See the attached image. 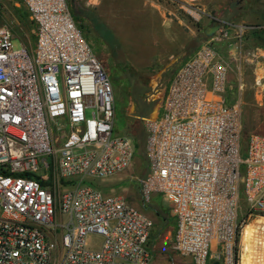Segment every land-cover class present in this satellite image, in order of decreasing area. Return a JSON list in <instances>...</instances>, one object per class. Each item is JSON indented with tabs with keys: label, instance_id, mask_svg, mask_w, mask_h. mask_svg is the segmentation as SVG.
<instances>
[{
	"label": "built area",
	"instance_id": "obj_1",
	"mask_svg": "<svg viewBox=\"0 0 264 264\" xmlns=\"http://www.w3.org/2000/svg\"><path fill=\"white\" fill-rule=\"evenodd\" d=\"M168 1L180 16L204 14L206 0ZM22 3L34 47L16 48L15 33L0 26V264H162L149 246L153 220L96 185L137 154L114 133L108 74L67 0ZM246 30L223 22L161 86L159 113L143 120L141 192L169 205L174 250L194 264H208L214 246L234 264L243 209L264 213V136L243 141L240 107L226 103L231 62L219 50L230 40L262 65L261 49H246Z\"/></svg>",
	"mask_w": 264,
	"mask_h": 264
},
{
	"label": "rangeland",
	"instance_id": "obj_2",
	"mask_svg": "<svg viewBox=\"0 0 264 264\" xmlns=\"http://www.w3.org/2000/svg\"><path fill=\"white\" fill-rule=\"evenodd\" d=\"M67 2L72 10L80 7L94 11L112 33L113 39L105 41L90 23L77 21L85 40L113 85L114 133L132 137L138 143L132 166L121 174L98 181L96 185L105 194L124 197L153 220L154 228L149 246L157 262L194 264L189 257L174 250L172 240L176 221L169 205L162 200L161 195L154 194L145 199L141 192L140 180L148 174L149 166L143 120L154 118L159 113L161 86L169 85L182 62L200 47L206 27L212 26L215 21L220 24L262 23L264 0H241L239 4L237 0H206L198 6L204 12L199 22L188 14H176L179 18L183 17L184 27L180 26L173 15V23L158 24L153 19V5L150 2L145 6L139 0ZM0 26H6L15 33L16 48L21 47L22 42L30 49L34 47L35 26L30 21L22 0H0ZM159 33L162 37L167 33L173 38V57L167 58L162 65L159 62L153 63V49H156L153 41ZM247 36L245 34L246 39ZM231 43L228 40L219 47L221 54L231 62L226 103L229 106L238 104L240 107L242 136L243 141H246L252 133L264 136V64L255 67L247 63L244 52L241 53L243 55H238ZM66 188L63 185L61 190ZM244 210L236 234L234 264H242L245 227L264 216V213L248 216ZM91 239L98 238L92 236ZM208 264H227L219 247L214 246Z\"/></svg>",
	"mask_w": 264,
	"mask_h": 264
},
{
	"label": "crops",
	"instance_id": "obj_3",
	"mask_svg": "<svg viewBox=\"0 0 264 264\" xmlns=\"http://www.w3.org/2000/svg\"><path fill=\"white\" fill-rule=\"evenodd\" d=\"M139 1L144 6L147 5V2H150L151 5H153V19L156 22H158V24L160 23V25H161L162 24L161 22L173 23L174 19L171 16V15H173L174 17H176V19H178V23L180 24V26L184 27V25H185L184 19H183V17L179 18L177 16V15H179L178 9L173 6L171 1H168V0H139ZM262 20H263L262 23H259V22L247 23V24L242 23V22L241 23H233L232 22V23L243 25V26H246L248 28V30L245 31V34H248L247 39H246V49L250 50V49H253L256 47L260 48L261 49L260 55L262 56V64H264V17ZM153 43L156 46L155 47L156 49H153V63L159 62L158 64L162 65V63H165L163 61H165L167 58L173 57V49H172L173 48V38L171 35H167V33H166L165 36L162 37V36H160V33H159L158 36H156L154 38ZM248 43L251 45V47ZM22 44L26 45V43H23V42H22ZM223 44H221L219 47H221ZM163 46H165V49ZM231 47L233 48V45H231ZM191 55H189V56H191ZM129 138H131L133 140V142L135 143V146L137 145L136 150L138 151V149H137L138 143L135 142L134 138H132V137H129ZM144 143L146 144V133H145ZM162 200L165 202V200L163 198H162ZM176 226H177V224H176ZM175 231H176V229H175ZM174 235H175V232H174ZM172 241H174V236H173ZM153 254H154V252H153ZM162 264H164V263H162Z\"/></svg>",
	"mask_w": 264,
	"mask_h": 264
},
{
	"label": "bare ground",
	"instance_id": "obj_4",
	"mask_svg": "<svg viewBox=\"0 0 264 264\" xmlns=\"http://www.w3.org/2000/svg\"><path fill=\"white\" fill-rule=\"evenodd\" d=\"M264 216L245 227L242 264H264ZM243 238V239H244Z\"/></svg>",
	"mask_w": 264,
	"mask_h": 264
},
{
	"label": "trees",
	"instance_id": "obj_5",
	"mask_svg": "<svg viewBox=\"0 0 264 264\" xmlns=\"http://www.w3.org/2000/svg\"><path fill=\"white\" fill-rule=\"evenodd\" d=\"M72 13L76 21H87L92 25L95 32L105 41H110L113 39L112 33L108 30L106 25L100 20V18L95 14L94 11L84 8H75ZM29 16V15H28Z\"/></svg>",
	"mask_w": 264,
	"mask_h": 264
},
{
	"label": "water",
	"instance_id": "obj_6",
	"mask_svg": "<svg viewBox=\"0 0 264 264\" xmlns=\"http://www.w3.org/2000/svg\"><path fill=\"white\" fill-rule=\"evenodd\" d=\"M221 27V24L219 21H215L212 26H208L205 28L203 32V37L202 39H209L215 36V34L219 31Z\"/></svg>",
	"mask_w": 264,
	"mask_h": 264
},
{
	"label": "flooded vegetation",
	"instance_id": "obj_7",
	"mask_svg": "<svg viewBox=\"0 0 264 264\" xmlns=\"http://www.w3.org/2000/svg\"><path fill=\"white\" fill-rule=\"evenodd\" d=\"M240 1H241V0H237V4H239V3H240Z\"/></svg>",
	"mask_w": 264,
	"mask_h": 264
}]
</instances>
